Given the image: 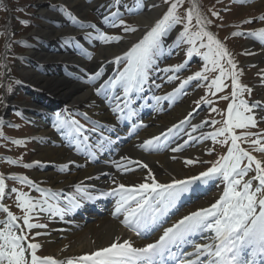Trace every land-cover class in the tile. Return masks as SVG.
I'll list each match as a JSON object with an SVG mask.
<instances>
[{
	"label": "snow or ice",
	"instance_id": "obj_1",
	"mask_svg": "<svg viewBox=\"0 0 264 264\" xmlns=\"http://www.w3.org/2000/svg\"><path fill=\"white\" fill-rule=\"evenodd\" d=\"M120 2L121 0H115L117 6L115 11H111L112 6H109V11L102 18L103 25L111 28L120 27L124 34L137 33L138 27L126 23L122 18L118 7ZM260 2L264 4V0ZM163 3L169 4L167 10L152 25L144 28L126 51L102 62L97 70L90 73L85 71L76 77L85 83L99 82L94 89L95 94L102 97L110 106L116 123L105 125L92 119L87 112H80L78 115L91 124V127H86L73 116L61 115L58 112L55 114L53 127L77 154L85 156L90 161H97L99 156L118 151L114 146L120 137L116 135L113 138L118 124L128 123L129 134L132 129L146 127L143 121L138 119L143 108L150 107L155 111H162L161 102L167 101L170 104L176 102L194 81H208V91L215 96L229 87L226 80L230 78L232 89L230 96L219 97L221 100H230L221 127L205 131L207 126L215 125L218 121L202 119L193 122L204 107L210 108L213 113L219 112V109L212 106L213 100L202 97L195 102L196 107L189 111L184 119L172 124L160 135L150 137L138 145L142 150L159 151L161 148H167L173 141H182L171 148L172 152H181L193 145L208 141L216 142L217 138L222 137L219 142L228 145L226 154L219 156L214 162L201 161L198 157L186 158L183 161L186 165L210 163L211 166L198 175L187 179H172L169 183L157 180L147 163L132 160L128 156H121L119 160L106 159L103 162L111 164L118 172L126 173L131 170L130 166L134 165L146 170L147 176L143 178L144 182L126 185L119 182L112 173H101L95 179L99 180L101 175L107 176L109 183L114 185L105 190L88 185L84 180L72 185L74 191L53 190L51 187L42 186L44 182L38 183L26 174L13 172L6 175L0 172V211L7 216L6 220L0 221V225H3L0 227V264H264V130H252L264 123V101L249 102L242 98L245 92L251 93L252 89L241 84L242 72L238 69L232 52L209 30L213 20L202 12L197 0H192V5L184 16L178 14L184 0H163ZM158 6L153 3L149 7L155 9ZM50 7L63 13L79 29H91L83 35V39L89 43L111 45L125 40V36L109 34L95 23L78 19L66 5ZM142 10H146L142 0H135V7L126 9L129 14H138ZM223 11L228 9L225 8ZM211 17L220 18L221 12L212 10ZM258 21H264V13L244 23ZM19 22L21 25L30 24L28 20ZM180 26L182 28L177 32L173 43H166L170 33ZM0 34L7 36V49H11L13 43L27 44L31 47L27 40L13 41L14 33L7 29ZM231 35L246 36L264 43V27L252 31H234ZM62 42L65 47L72 48L88 60L93 59V53L77 37L62 38ZM182 45H188L187 59L175 65L160 67V62L165 57H170ZM244 54L255 55L247 50ZM194 55L202 57L201 70L181 80L177 87L166 94H153L150 97L145 95L147 91L161 89L164 83L177 80L179 77L176 74L188 67ZM2 59L4 63L0 64V68L3 69L0 71V77L8 78L9 82L4 85L5 95H11L14 91L11 83L12 64L9 63L7 55ZM104 63L123 67L102 79L105 76ZM209 72H218V75L209 80L207 75ZM258 76L264 83V70L258 73ZM155 77H160L163 83H158ZM15 82L19 84L23 81L17 78ZM139 101L143 103H138ZM0 103H6V100L0 97ZM20 114L17 112V115ZM6 124L17 127L12 121H5L0 117V138L11 140L15 145L27 143L26 139L5 136L3 127ZM236 129L241 131L237 133ZM242 143L249 145V148L242 147ZM207 152L211 154L214 148L209 147ZM5 159L12 165L21 163L20 160L11 157ZM71 165L83 166L72 161L59 165V168L63 171ZM23 167L31 169L44 167V164L35 161L25 163ZM250 172L255 174L250 179H245ZM86 179L90 180L92 177ZM218 179L224 184V189L214 203L191 211L171 226L163 228L158 239L143 247L134 246L131 239L121 241L117 237L107 247L57 259L52 255H37V250L42 245L38 242H29L28 232L48 227L47 224L32 222L41 213L63 220L81 208L84 203L109 197L115 198L112 215L138 237H147L163 224L169 210L194 184L199 182L207 185ZM9 180L18 181L21 186L26 185L30 191L10 186ZM31 192L39 195L33 196ZM13 195L17 207L23 212L22 216L15 215L4 203L5 199ZM209 233L211 235H207ZM44 234L46 233L37 231L33 239ZM197 238L208 242L196 243ZM189 248L191 251L187 250Z\"/></svg>",
	"mask_w": 264,
	"mask_h": 264
},
{
	"label": "bare ground",
	"instance_id": "obj_2",
	"mask_svg": "<svg viewBox=\"0 0 264 264\" xmlns=\"http://www.w3.org/2000/svg\"><path fill=\"white\" fill-rule=\"evenodd\" d=\"M154 12L155 11L148 13L150 14V17L154 16ZM59 32L57 34H63L61 31ZM54 33L55 32L52 34ZM118 47L119 46H112L108 47V49L115 50ZM121 49L123 48L115 50L112 55L116 54L117 51ZM112 55L107 57H111ZM63 56L65 58L67 55ZM57 58H60V56ZM259 58L260 54H258L255 59ZM50 60H52L50 56L45 58V61ZM25 75H27V77L31 76L33 81L42 84L50 91L49 93L53 94L55 98L59 100H65L66 102H71L73 104H81L83 101L92 98L90 91L87 90L83 85L64 79L60 73L54 76H39L34 73V71H28L25 73ZM63 155L67 156L68 153H65L62 149L46 148L42 150L40 157L46 161L65 162L68 158L64 157ZM175 169V167L171 168L172 171H175ZM94 173L96 172H94L93 168H90L89 170L87 168L77 172L76 175L78 176L76 177L74 175H69L65 176L64 178L67 179L66 183H73ZM49 180L53 182L59 179L56 176H53L50 177ZM126 236V233L119 226L118 222L113 221L108 216H106L98 219L95 224L88 226L85 230L69 235L67 239L51 242L49 244L50 253L57 259H63L74 255H82L84 253L94 251L100 247L108 246L109 243L117 237H119L122 241L126 238Z\"/></svg>",
	"mask_w": 264,
	"mask_h": 264
},
{
	"label": "rangeland",
	"instance_id": "obj_3",
	"mask_svg": "<svg viewBox=\"0 0 264 264\" xmlns=\"http://www.w3.org/2000/svg\"><path fill=\"white\" fill-rule=\"evenodd\" d=\"M246 11H247V10H246ZM37 12H38V11H37ZM233 15H234L235 17H239L237 12L233 13Z\"/></svg>",
	"mask_w": 264,
	"mask_h": 264
}]
</instances>
